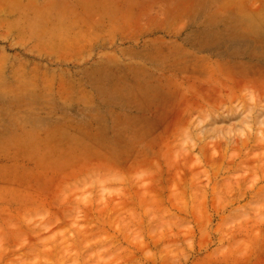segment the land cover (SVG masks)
Returning <instances> with one entry per match:
<instances>
[{"label": "rangeland", "instance_id": "1", "mask_svg": "<svg viewBox=\"0 0 264 264\" xmlns=\"http://www.w3.org/2000/svg\"><path fill=\"white\" fill-rule=\"evenodd\" d=\"M22 4L0 0V264H264V0H157L71 58Z\"/></svg>", "mask_w": 264, "mask_h": 264}, {"label": "crops", "instance_id": "2", "mask_svg": "<svg viewBox=\"0 0 264 264\" xmlns=\"http://www.w3.org/2000/svg\"><path fill=\"white\" fill-rule=\"evenodd\" d=\"M156 2L148 0L147 8H142L141 0H23L12 20L18 19L20 26L41 28L38 30L42 33L32 35V41L65 45L66 51L62 48L60 56L71 58V44L95 43L98 28H105L111 41L123 34L124 27L152 25L148 20L155 18ZM144 15L149 19L141 22ZM166 19L164 16L160 24L167 25ZM43 28L50 33L43 32Z\"/></svg>", "mask_w": 264, "mask_h": 264}, {"label": "bare ground", "instance_id": "3", "mask_svg": "<svg viewBox=\"0 0 264 264\" xmlns=\"http://www.w3.org/2000/svg\"><path fill=\"white\" fill-rule=\"evenodd\" d=\"M81 31H82V30H81ZM82 32H83V31H82ZM77 33H78V32H77ZM88 34H89V33H88ZM88 34H87V37H88ZM82 35H84V34H82ZM87 37H86V38H87ZM77 39L80 40V39H82V38L79 39V38L77 37ZM83 39H84V37H83ZM78 40H77V41H78ZM61 47H62V46H61Z\"/></svg>", "mask_w": 264, "mask_h": 264}]
</instances>
